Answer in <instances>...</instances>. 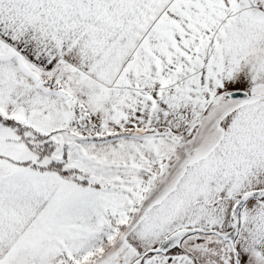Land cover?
I'll return each mask as SVG.
<instances>
[{
  "label": "snow or ice",
  "instance_id": "obj_1",
  "mask_svg": "<svg viewBox=\"0 0 264 264\" xmlns=\"http://www.w3.org/2000/svg\"><path fill=\"white\" fill-rule=\"evenodd\" d=\"M0 264H264V0H0Z\"/></svg>",
  "mask_w": 264,
  "mask_h": 264
}]
</instances>
